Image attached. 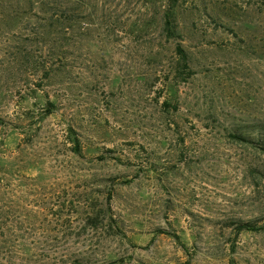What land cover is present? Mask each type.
<instances>
[{
    "label": "rangeland",
    "instance_id": "1",
    "mask_svg": "<svg viewBox=\"0 0 264 264\" xmlns=\"http://www.w3.org/2000/svg\"><path fill=\"white\" fill-rule=\"evenodd\" d=\"M241 220L264 0H0V264H264Z\"/></svg>",
    "mask_w": 264,
    "mask_h": 264
},
{
    "label": "trees",
    "instance_id": "2",
    "mask_svg": "<svg viewBox=\"0 0 264 264\" xmlns=\"http://www.w3.org/2000/svg\"><path fill=\"white\" fill-rule=\"evenodd\" d=\"M182 52H184V50L181 49ZM230 135L236 139H239L241 141H245V142H253V138L250 135L241 133V132H231ZM77 145H79V141H77ZM236 229L238 231L241 230H254V231H260L264 229V221L263 223H258L255 220H247V221H237L236 223Z\"/></svg>",
    "mask_w": 264,
    "mask_h": 264
}]
</instances>
